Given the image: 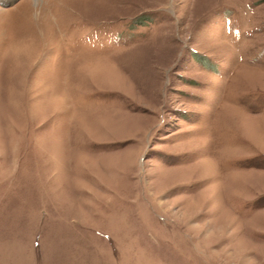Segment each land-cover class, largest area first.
I'll use <instances>...</instances> for the list:
<instances>
[{
    "label": "rangeland",
    "instance_id": "374dc122",
    "mask_svg": "<svg viewBox=\"0 0 264 264\" xmlns=\"http://www.w3.org/2000/svg\"><path fill=\"white\" fill-rule=\"evenodd\" d=\"M0 195L16 247L81 207L160 264H264V0H0Z\"/></svg>",
    "mask_w": 264,
    "mask_h": 264
},
{
    "label": "crops",
    "instance_id": "0c3cea01",
    "mask_svg": "<svg viewBox=\"0 0 264 264\" xmlns=\"http://www.w3.org/2000/svg\"><path fill=\"white\" fill-rule=\"evenodd\" d=\"M0 214H3V195H0ZM63 214L38 227V241H23L17 247L3 243L1 223L0 264H160L151 254L152 250L158 252V249H154L147 234L139 232L137 236L136 228L124 227L111 232L116 236L114 244H108L101 235L89 229L87 215L85 217L81 207L75 216L71 211L68 215L66 211ZM111 245L116 247L115 254L111 250L110 256ZM12 246L21 250L17 263L12 259L13 253H8Z\"/></svg>",
    "mask_w": 264,
    "mask_h": 264
}]
</instances>
